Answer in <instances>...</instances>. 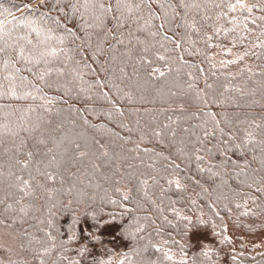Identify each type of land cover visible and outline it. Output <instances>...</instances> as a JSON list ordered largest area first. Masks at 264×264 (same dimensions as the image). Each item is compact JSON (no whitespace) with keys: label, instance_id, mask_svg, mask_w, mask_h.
<instances>
[{"label":"trees","instance_id":"trees-1","mask_svg":"<svg viewBox=\"0 0 264 264\" xmlns=\"http://www.w3.org/2000/svg\"><path fill=\"white\" fill-rule=\"evenodd\" d=\"M39 1L0 0L18 41L0 53V229L18 252L0 264H91L104 231L118 264H264L189 241L228 247V221L264 220V12L102 0L98 20Z\"/></svg>","mask_w":264,"mask_h":264},{"label":"rangeland","instance_id":"rangeland-1","mask_svg":"<svg viewBox=\"0 0 264 264\" xmlns=\"http://www.w3.org/2000/svg\"><path fill=\"white\" fill-rule=\"evenodd\" d=\"M41 1L33 5L36 7ZM23 11L21 14L25 13ZM262 226V227H258ZM251 229L238 226L235 221H228L226 223L225 237L229 241L230 246L225 247L220 245L214 234L208 230H200L194 232L189 241L192 244L193 250L200 249L218 250L221 261L225 260V256L231 253H242V255H259L264 254V220L259 223H253ZM253 229L252 228H255ZM93 244L88 248L87 258L91 264H118L121 245L117 243L112 232L104 231L98 234V237L93 238ZM18 248L16 241L9 232L0 229V256L5 260H10L12 255L17 254Z\"/></svg>","mask_w":264,"mask_h":264},{"label":"snow or ice","instance_id":"snow-or-ice-1","mask_svg":"<svg viewBox=\"0 0 264 264\" xmlns=\"http://www.w3.org/2000/svg\"><path fill=\"white\" fill-rule=\"evenodd\" d=\"M60 3H61V0H56V3L53 5V7L58 8L60 13L64 16H66L67 13L64 11V8L59 7ZM41 4L44 6H47L48 0H41ZM25 7H27V6H25ZM65 7L69 8L73 13L77 12L79 10V8H83L85 11L91 10L94 14V17L98 20H102V17L104 14L112 11V5L111 4L106 5L105 3L102 2V0H83V3H80L79 0H77L76 3H70V2L66 3ZM116 7L117 8L121 7L119 0L117 2ZM217 7H220V5H217ZM227 7H228L229 12H235L239 9L242 12L246 11L249 15H251V13L254 9H257L261 12H264V2L260 3L259 5L252 4L251 6H249L247 3L244 2V0H236V2L234 4H228ZM8 14L11 15L10 12ZM246 19L247 18H245V20ZM56 23L59 24V21L57 20ZM229 23L236 24L237 20L236 19L230 20ZM252 23L255 24L256 20L253 19ZM243 27L245 28V30H247V24L246 23L243 25ZM68 31L70 32L71 30L68 29ZM233 31H235V29H233ZM262 35H264V33H262ZM20 39H23V38H20ZM0 40L3 41V45H4L3 47H0V53L7 54L9 49L15 50L16 47L18 46V41L13 42V37L11 36V33L5 31V22L4 21H0ZM29 43H31V41H29ZM20 55L22 57L24 55L23 48L20 49ZM46 55L55 56L56 52H55V50H51L48 52H41L39 54L40 59H43ZM8 64H9V60H5V67H7ZM161 75H163V73H161ZM43 78H44V76L41 75L40 79H43ZM11 91H12V94L15 95L14 89H12ZM26 166L27 165H25V167ZM177 186L179 187L178 182H177ZM84 251L85 250H82L80 252V254L83 255ZM205 255H207V253H205ZM167 258L172 259L171 256H168ZM70 264H79V262L78 261H72V262H70ZM178 264H187V260L181 259L178 262Z\"/></svg>","mask_w":264,"mask_h":264}]
</instances>
